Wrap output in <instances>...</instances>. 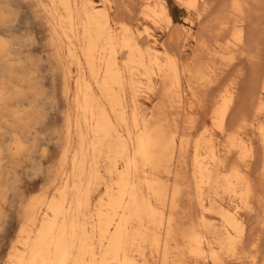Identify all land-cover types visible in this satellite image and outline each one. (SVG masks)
I'll return each mask as SVG.
<instances>
[{"label": "bare ground", "instance_id": "1", "mask_svg": "<svg viewBox=\"0 0 264 264\" xmlns=\"http://www.w3.org/2000/svg\"><path fill=\"white\" fill-rule=\"evenodd\" d=\"M24 1L26 2L24 4L31 5L32 9H29H31L33 13L32 16L34 17V20L35 18H37L39 20V24L43 26L42 28H44V30L46 31L45 37L48 39V42L46 43L53 49V51L49 53V55L47 53V57H43L42 55L40 56L41 59L39 60L41 65H45L46 62V65L50 66L49 69H51V73H54L55 76L61 78L59 79L58 77H56V79L62 80V84L58 86L59 88L60 86L62 87L61 89H63V95L65 96V100H63L65 101L66 110L64 112V122L61 121L64 123V126L63 124H61L62 127H64V130L62 129L64 136L60 142V145L58 144L60 148V152H57V154H60L59 162H57V159V161L55 160L58 163V167L54 175L55 179L53 180L55 181V183L57 181L56 188L54 192L44 191L38 196L32 197L29 204L26 203L27 201L24 202L26 204L22 203L21 206L17 204L22 209L20 210L18 206V210H20L21 212L23 211V218L21 219L22 223L20 227L18 225L19 232L17 233V238L15 239L14 244L11 246L10 251L8 252L7 259L4 258L6 259V261L2 263L201 264L200 262L204 260L203 263L205 264V259L208 258L211 260L212 264H223V255L236 256L239 253V250L242 248V246H240V243L243 244L244 237L245 235H247V228H245V223L238 211L240 203L246 205V207L250 209V211L253 207L255 208V210L257 209L255 205L252 204L253 197L256 198V201H253L254 204L255 202H257L258 205L260 203L257 197H255V183L253 184L248 175L247 167L249 165L246 164V160L247 156L249 155H251L252 158V154H259V157L261 154L257 153L259 151L257 147L255 149L258 151L254 149L256 145H254L253 147L250 141H247L243 139V137H241V130L244 129L246 125L245 119H243V122L240 121L242 119L238 120L240 122H234L233 118H231L233 119V121L231 120L233 123L229 121L232 114H234L233 116L238 114L237 111L236 114L234 112L232 113L233 109H235L234 103H236L235 99L237 96L236 83L230 82L226 85V87L222 86V84L226 82H224V78L226 77L225 76L223 78L224 83L221 82V86L225 89L222 88L223 91L221 96L218 95L220 96V98L217 99L216 102L215 100H213L215 104H213L214 106L212 110L208 109V111H203V114H205L204 112H208L207 114H205L206 117L211 116L212 114L211 121H213V126H215L221 132V134L226 136V140H224L227 142L224 143L225 141L223 140L224 142L222 143V141L220 140L218 145L224 144V147L220 145L222 146V149L218 150L217 146L213 142L212 137L202 138L201 136H198V133L200 134L201 132L196 131L197 133L195 132V134H197L199 138L195 139V137H197L195 135L194 139L191 140L192 137L190 136V134L192 133L189 130H193L195 126H198L195 125L196 118L194 119V117H192L194 116L193 114H190L192 116L188 121L189 126L186 127L187 129L185 128L186 130L183 129L184 131L179 127V117L181 114H177V116H179V119L175 117H172V119L171 117H169L171 111L169 112V116L166 114V108L173 107L176 109V105H174V103H176L177 101L174 100V97L179 98V101L177 103L178 106L183 108V111L184 109L185 111L187 109V102H185V98L182 97L183 90L181 84L182 75L184 73L189 76L188 80L185 77L186 81H189L190 79H193V81L195 80L197 82L204 81V83L206 80L209 81V77H205L207 76L205 75L206 68L208 69L209 66L205 65L207 64L205 62L204 64L199 63L201 60L200 56L203 53L201 55L197 54L198 56L200 55L199 57H197V59L200 58V60H198L199 62L195 60V63L198 62L197 66L193 65V69H190L189 67H187V69L183 68L180 64V59L175 52L178 45L176 44L177 46L173 47L172 51L174 53L169 52L167 48L164 50L158 48L157 37L153 32H151L150 27L145 25L144 29H140L137 27L134 28L127 22H125L126 20L128 21L127 17L130 14L125 13L126 15L128 14L125 21L124 17L120 16V18L123 17L121 18L123 21H117L119 24L118 27H115V14L112 16L111 8L113 6H111V0H0V136L7 135V138L12 141V145L15 146V150L13 153L22 154L23 152L28 150V147H26L25 145L28 142L27 140L31 139L30 137L29 139H26L28 137V110H24V108L21 107L24 105L28 106V99H30L32 95L38 98L39 93L33 91L31 92V95L28 92V88L32 89L31 86H33V83L31 81L33 79H37L36 76L33 75L34 73L31 71V69L33 67V71L36 69L35 66L37 65L38 61L36 58H33V56H31L32 54H29L24 59V57L21 56V54L24 53L20 50V47L28 48V46L32 44L35 46H39L41 42H39V44L35 43L37 38L34 34V36H30L28 38V31L24 33L20 32L18 24L16 23V12H14V10L18 8V10L21 9L19 6L16 7V9H14L15 7L13 8L15 3L16 5L17 3L18 5H22ZM155 1L156 0H154V2ZM206 1L205 4L207 5L208 2ZM245 1L246 0H244V2ZM158 2H160V0ZM244 2L243 0H232L231 2L232 12H234L232 18H234L235 16V18L233 19V21L235 20V22L232 23V19L230 18L231 16L228 17L225 15V19H231L229 22H231L232 24L229 25H231L232 27L233 25H235L236 28V25L238 23H240L241 25H246V23H248L245 21L244 17L245 7L247 6L244 4ZM186 3L196 10H198L202 5L204 6V3L201 5L200 0H186ZM220 3H222L221 5H225L223 4V1L221 2V0ZM153 4H150L149 0H143L142 4H140L142 13H144L145 16L152 19L156 23H158V20L165 18L167 22H169V24H172L173 20L168 13L166 2L163 0L156 5ZM221 5L220 7H222ZM207 7L209 6L207 5ZM216 7H219V5ZM115 8L119 10L118 7ZM246 8L248 9V7ZM220 9L222 10L224 8ZM130 11L129 13H131ZM134 11L135 9H133L132 13ZM199 11L201 12L200 9ZM204 11L206 10H203V13ZM246 12L245 14H247L249 11L247 13ZM203 13L199 14L203 15ZM228 13L230 14V12ZM22 14H24L23 11ZM133 14L135 16L138 15L137 13ZM255 15H257V13ZM132 16L133 15H131V19ZM28 17L29 16L27 12V21H29ZM117 18L119 17L117 16ZM29 19L32 18L30 17ZM133 19V21H135V17ZM204 19L207 18L204 17L203 20ZM255 19L257 18L255 17ZM209 20L210 19H208V21ZM226 22L227 21L223 23L225 24ZM31 23H33L34 25L35 21L33 22L31 20ZM223 23H220L221 26H223ZM262 23H264V20L261 19V24ZM256 24L254 25L256 26ZM249 25L251 28V24ZM201 26L203 27L204 25ZM214 26L217 27V25ZM29 27L30 28L28 29H31L32 27L34 28V26L31 27V25H29ZM208 27L210 26H207V28L205 29H209ZM242 27H239L240 29L239 31L237 30L238 32L235 35L239 37L240 41H242ZM177 28L180 31V28ZM212 28V30L215 29L213 26ZM228 28H230V26H228ZM201 29L202 28L200 27V30ZM175 30L174 32H176ZM227 30L223 31L222 29L223 33L229 32ZM182 31H184V27ZM202 31H204V29ZM202 31H200V33L202 34L206 32V30L204 32ZM214 31L217 32V30ZM170 32H172V30ZM170 32L168 33V35L170 34ZM208 32L207 34H205L208 35L210 33ZM220 33L221 35H223L222 32ZM30 34L31 33H29V35ZM226 34L224 33V36ZM177 35L179 34L177 33ZM209 35V37H212L211 34ZM196 36L197 35H195V37ZM216 36H218V34ZM219 36L218 38L224 40L225 37L222 38L223 36ZM169 38L165 40L168 42ZM184 38L188 37L184 36ZM261 38L263 41L264 36ZM203 39L207 40L208 38H205L203 36ZM246 40L247 37L245 41ZM183 41L184 39L182 40V42ZM213 41L215 42V39ZM251 43H249L248 45H250ZM164 45L163 47H167V45L170 46V43L168 42L167 45ZM171 45H173V43H171ZM243 49L246 48L243 46ZM213 51H216V49ZM249 51H251L252 53V50ZM216 53L213 52V56H215L214 54ZM223 53H225V50ZM260 53H262V50ZM238 57L240 59L241 56L238 55ZM192 58L194 59L193 56ZM21 61H28V64L23 65L21 64ZM193 61L194 60L191 61V64ZM17 62H19L18 65H16ZM206 62L210 64L213 63L209 61ZM218 64L220 65V62ZM258 64L261 63L259 62ZM29 66L32 68L29 69ZM47 66L45 67L48 69ZM215 66L216 65L214 64V67ZM38 68H40V66ZM211 69H213V67ZM221 69L223 70L224 68L221 67ZM223 71H226V69ZM229 72L233 73L231 71ZM250 73L252 74V71ZM47 74L49 76V73ZM238 74L236 76H238ZM212 75L215 76L214 74ZM219 75L220 74L217 73L216 76L220 79ZM155 77L160 78V84H162V88H160L162 89L161 93L163 92L166 101L161 105V107H158L159 109L155 106L158 110V112L157 110H155L157 113L152 112L151 115L148 116L141 110L140 100L138 97L139 94L144 90L152 91L155 89ZM217 77H215V79H217ZM212 78L213 77H211L210 80H212ZM228 79L231 78L228 77L227 80ZM260 79H258V81H261V85L258 86H261L260 89L262 92H264V72L260 76ZM244 81H246L245 78ZM248 81L250 80L248 79L246 82ZM16 82H19L22 89L16 87ZM187 83L189 84V82ZM206 83L207 87L206 84L204 85L206 89L208 91L210 89L213 90L212 86L215 85L212 84L211 86H209V83ZM160 84L158 85L160 86ZM158 85L157 87H159ZM54 86L57 85L55 84ZM194 86H197L196 88H198L199 85ZM208 86L210 89H208ZM239 87H241L242 90V82L241 86ZM216 88L218 89L219 87L215 86L214 90ZM249 89L251 90L252 88L249 87ZM198 91L203 92L202 90ZM56 92H58L59 96L61 95L59 94V91ZM161 93L159 95H161ZM204 93L205 92H203V94ZM196 94L199 95L198 97L196 96L197 98L203 96L202 93L201 96L200 94H198V92H196ZM209 94L211 95V93ZM258 95L256 99L254 98V101L251 97L252 101L254 102L253 107L255 112L249 105L252 108L250 110L254 112H252L254 114L253 118H257L259 114L261 115V113L264 112V96L262 94ZM62 97L60 98L62 99ZM53 98L55 97L53 96ZM60 98L58 97V100ZM202 98H200L201 101L198 103V105L201 104L202 101H206L202 100ZM238 98L240 97H237V99ZM241 98H243V96ZM245 100L242 99V101ZM206 103L208 104V102H202V106ZM210 104L212 106V102ZM206 105H204V107L202 108H200L199 106L200 109L198 110H205ZM208 105L206 107V110L208 108ZM52 108H54L53 105ZM210 110L212 111V113L209 114ZM175 111L176 110H174V112ZM242 111L240 110L242 114H238V117L244 116L245 111ZM174 112L172 113L174 114ZM29 113L34 116L35 120H37L38 118H42V116L37 114V112L34 110ZM252 113L248 114L252 116ZM188 114L185 113V117ZM245 116H247L246 118L250 117L246 113ZM236 117H234L235 120L238 119ZM201 119L197 123L202 124ZM249 119L250 118L246 119V121ZM187 120L188 118L184 121ZM203 122L205 121L203 120ZM184 125L185 124H183V126ZM203 126V133L206 135L210 132V125L208 123H203L202 127ZM3 129H6L7 132H1V130ZM38 130L36 131L40 133V129ZM200 130L201 129H199L198 131ZM50 134H52L51 137L54 138V134L49 133L48 135L50 136ZM59 135L55 139L61 137ZM253 135L255 136L256 133ZM261 137L260 140H264V129L262 128ZM47 139L49 140V138ZM4 143V139L0 141V159H3L7 151L12 150L11 146L6 147L4 146ZM34 143L35 142L33 141V144ZM48 143L51 145L50 141H48ZM43 144L44 143H42V145ZM262 144H264L263 141L260 145ZM46 145H43V148ZM260 145L259 147H261ZM220 146H218V148ZM39 149L37 150L39 151ZM260 150V152H262V149ZM188 152L191 153L190 156H187ZM45 155L44 157L47 156ZM258 156H255V158H259ZM4 158L7 159L6 157ZM21 158L17 159L21 160ZM32 158L33 156L31 157V159ZM252 159V161L257 160L254 159V157ZM30 160L29 162L31 163V161L33 160ZM252 166L253 165L251 162L250 167ZM184 169L187 171H184ZM252 169H254V167H252ZM6 170L7 168L3 167L0 164V176H4L6 173H10L11 175L12 170ZM183 172L189 173L184 174ZM48 173L50 174L49 171ZM12 174H14V172ZM51 174L53 175V173ZM12 177H10L9 179H11ZM44 181L46 180L44 179ZM261 182H263V180ZM9 185L5 184V186H8L6 187L7 189L9 188ZM2 186L5 187L4 184ZM53 186L55 185H52V187ZM42 187L41 189L44 188ZM0 189L2 190V188ZM219 189H222L230 196L236 197V199L239 200V203H236L235 206H232L230 204L225 205L220 202L218 200V195H220ZM9 190L13 191L10 188ZM9 193L11 194V192ZM2 195L0 196L2 197ZM182 195H190V199H188L189 197H186L188 201H196V204L201 210V214H199V216H194L196 214L195 210L198 209H192L195 214L193 212V216H190L189 212L191 210V207L189 208V206H187L188 209H185V206V208L182 207V202L184 200L183 198V200L181 201V198L183 197ZM206 197L208 199L209 205L205 202ZM259 200L261 201L260 196ZM8 202L10 203V201ZM185 202L186 201H184V203ZM257 204L256 206L258 207ZM196 207L194 206L193 208ZM207 211L215 212L219 216L221 226L215 225L210 221L209 217H207L205 213ZM181 213H184V215L180 216ZM6 216L7 215H5V217ZM185 217L187 218L186 221H184ZM261 225L263 226L264 223ZM248 228V239H250V235L252 236V232L250 234V225ZM252 240L253 239L247 240L248 243L245 242L247 243L245 244L247 248L249 246L248 244H251L248 250L252 248V243H249ZM257 243L258 242H256V245ZM245 249L246 248L244 247V250ZM244 250L243 252H245ZM250 250L253 251V249ZM250 250L248 252H250ZM254 255L255 253L253 254V257L251 255L250 257L249 255H247L251 264L254 262ZM260 257L261 256H259V258ZM241 259H243V257ZM245 260L246 259L239 261L241 264H243ZM229 261L230 260H228V264ZM231 262H233V260Z\"/></svg>", "mask_w": 264, "mask_h": 264}, {"label": "rangeland", "instance_id": "2", "mask_svg": "<svg viewBox=\"0 0 264 264\" xmlns=\"http://www.w3.org/2000/svg\"><path fill=\"white\" fill-rule=\"evenodd\" d=\"M29 1V0H28ZM96 1H99V0H96ZM117 0H111V6H113L112 8H111V13H112V16L114 15V18H115V23H114V26L115 27H118V22L117 21H123L121 18H123L124 17V21L126 20V16H128V14H130L129 16H130V19H129V16L127 17L128 18V21L130 22L131 20V24L126 20L125 22H127L129 25H131L132 27H134V28H140V29H144L145 28V25H147L148 27H150L151 28V32H153L155 35H156V37H157V46H158V48H161V49H166L167 48V50L169 51V52H171V53H174L172 50H173V47L174 46H177V49L175 50V52H176V55H178V57H179V59H180V64H181V66L183 67V68H185V69H187V67H189L190 69H193L194 68V66L196 65L197 66V63L199 62L198 60H200V58H201V60H200V62L199 63H202V64H204V62L205 63H207V64H205V65H208L209 66V68L207 69L206 68V72H205V75H207V76H205V77H209L208 79H209V81H205V83H204V81H193V79L191 80H189V81H186V78H187V80H188V75H186L185 73L182 75V97L183 98H185L184 99V101L185 102H187V109H186V111H185V109H184V111H183V108H181L180 106H178V101H179V98L178 97H174V100L175 101H177L176 103H174V105H176V109L175 108H173V107H168V108H166V114L169 116V112H170V116L169 117H175V118H178L179 116H177V114L179 115V114H181L180 115V121H179V127H180V129L181 130H186L187 128V126H189V124H188V121H189V119L191 118V116L192 115H190V114H193L194 116H192V117H194V119H195V125H198L197 127L195 126L194 127V129L192 130V129H190L189 131H191V133L193 134H190V136L192 137L191 138V140H193L194 139V137H195V135L197 136V134H195V132L197 131V132H201L200 134L198 133V136H201L202 138H204V137H207V138H213V142L215 143V145L217 146V149L218 150H220V149H222L221 147L224 145H222V144H220V145H222V146H220V145H218L219 144V141L221 140L222 141V143L226 140L225 138H226V136H224L223 134H221V132L215 127V126H213V121H211L212 120V114H211V116H205V114H207L208 112H204L205 114H203V111H208V109H213V104H215V102H216V100L217 99H219L220 98V96H221V94H222V91H223V89H225L224 87H226V85L228 84V83H236V90H237V92H236V103H234V107H235V109H233V111H232V113L234 112L235 114H236V111H237V113L238 114H242L241 112H240V110L242 111V110H244V111H242V112H244V116L243 117H238L237 115L238 114H236L235 116H233L234 114H232V116L230 117V122H232L233 121V119H234V122H236V121H238V120H240V119H242V120H240V121H242L243 122V119H245V122H246V125H245V127H244V129H242L241 130V137H243V139H245V140H247V141H250V143H252V145H253V147H254V145H256L255 147H254V149L257 147V149L259 150H256V151H258L257 153H261L260 154V157L258 156L259 154H257V155H254V154H252V158L254 157V159H257V160H254V161H252L253 159L251 158V155H249V156H247V160H246V164H248L249 166L248 167H250V165H251V162H252V167H254V169H255V171H254V169H252V167H250V168H248L247 167V170H248V175H249V177H250V179H251V181L253 182V184H254V186H255V197H257V199H258V201L260 202H258L259 203V205L257 204V202H255V204L253 203V201H256V198H254L253 197V201H252V204L253 205H255V207L257 208L256 210H255V208L253 207L252 209H251V211H250V209H248L247 207H246V205H244L243 203H240V207H239V209H238V211H239V213H240V215H241V217H242V220L244 221V223H245V228H247V235H245V237H244V240H243V244L242 243H240V246H242V248L239 250V253L236 255V256H228V255H223V264H228V260H230L229 261V264L231 263V264H239L240 263V261L239 260H243V259H246L244 262L243 261H241V262H243V264H251V262H249L250 260H249V257H250V255L253 257V254L255 253V257H254V262L252 263V264H264L263 262V260H264V225L262 226L261 224H263L264 223V210H263V207H264V201H263V199H264V144H262V145H260L261 143H262V141H263V143H264V140L263 139H261L260 140V137H261V128L262 129H264L263 127H264V112H262L261 113V115L259 116H257V118L255 117V118H253L254 117V112H255V110H254V107H253V104H254V98L256 99V97H257V95L258 94H262L263 96H264V92H262L261 91V89H260V87L258 86V85H261V79H260V76L263 74V72H264V53H263V51H264V38H263V41H262V38L261 37H263L264 36V23H262L261 24V19L262 20H264V0H249V1H245L244 2V0H243V2H244V4L245 5H247L246 7H248V9L245 7V11H244V17H245V21L246 22H248V23H246V25L244 24V25H241L240 23H238L237 25H236V28H235V25H233V27L231 26V25H229V24H232L233 22H235V20L233 21V19L235 18V16H234V18H232L233 16L232 15H234V12H232V5H231V2H232V0H221V2L223 1V4H225V5H221L222 3H220V0H200V3H201V5L204 3V6L202 5L199 9L201 10V12L199 11V9L198 10H196V9H194V8H192V7H190L187 3H186V0H164L165 2H166V5H167V8H168V13H169V15L172 17V20H173V25L172 24H169V22H167V20L164 18H162V19H160V20H158V23H156V22H154L152 19H150V18H148L147 16H145V14L144 13H142V8L140 7V4H142V2H143V0H119V1H117ZM139 1V2H138ZM142 1V2H141ZM159 1V0H158ZM157 0L154 2V0H149V3L150 4H153V5H156V4H158V3H160V2H162L161 0H160V2H158ZM205 1L206 2H208L207 3V5L209 6V7H207V5L205 4ZM216 1V2H215ZM260 1V2H259ZM141 2V3H140ZM210 2V3H209ZM249 2V3H248ZM24 3H26L25 1L23 2V4L22 5H18V3H17V5H16V3H15V5H14V3H13V8L14 9H16V7H20V9L21 10H18V9H16V10H14V12H16L15 14V16H16V23L18 24V28L20 29V32L21 33H24V32H27L28 31V38L31 36H34V35H36V42L35 43H38L39 44V42H41L40 43V45L39 46H35V45H30V46H28V48H26V47H20V50L21 51H23V53L24 54H21V56L22 57H24V59L30 54H32L31 56H33V58H36L37 59V61H38V63H37V65L35 66L36 67V69L33 71L32 69L34 68H32V67H30L29 66V69L30 68H32L31 69V71L34 73L33 75L34 76H36V80H32L31 82L33 83V86H31L32 87V89L31 88H28V92L32 95V93L31 92H33V91H36V92H39L38 93V98H36V97H34L33 95H32V97L30 98V99H28V106H26V105H24V106H22L21 108H24V110H28V137L26 138V139H29V137L31 138V139H29V140H27L26 142H27V144H25L26 145V147H28V150L27 151H25V152H23L22 154H20V153H13L14 152V150H15V146L14 145H12V141H10L7 137V135L5 136V135H2V136H0V141H2L3 139L5 140V143H4V146H11L12 147V150L11 151H7L6 153L10 156H8L6 153H5V156L4 157H6L7 159H5L4 157H3V159H0V164L3 166V167H6L7 168V170H9L10 169V171L12 170V173L14 172V174H12L11 173V175L13 176H11L10 175V173H6L4 176H0V188H2V190L0 189V195H2V197L0 196V264H3L2 262H4V261H6V259H7V257H8V252L10 251V248H11V246L14 244V242H15V239L17 238V233L19 232V227L21 226V223H22V218H23V211L21 212L20 210H22L21 209V204L22 203H24V202H26V203H30V201H31V199H32V197H35V196H38L40 193H42V192H44V191H49V192H54V190H55V188H56V183H57V181H56V183H55V181H53L54 179H55V173H56V169H57V167H58V163L57 162H59V159H60V154H57V152L59 153L60 151V148H59V145H60V142H61V140H62V138H63V136H64V133H63V130H64V127H62V125L61 124H63V126H64V112H65V110H66V105H65V96L63 95V89H61L62 87L60 86V88H59V86L58 85H61L62 84V80H58V79H56V77H58V76H55V74L54 73H51V69H49L50 68V66H47L46 64V62H45V65H41V63H40V60L39 59H41V57L40 56H42L43 55V57H47V53H48V55H49V53H51L52 51H53V49H52V47L51 46H49V45H47V43L46 42H48L47 40V38L45 37L46 36V31L44 30V28H42L43 26H41L40 24H39V20L37 19V18H35V20H34V17L32 16L33 15V13H32V11H31V5L30 4H24ZM115 3V4H114ZM117 3V4H116ZM118 3H120V4H118ZM140 3V4H139ZM168 3V4H167ZM216 3H218V4H216ZM260 3V4H259ZM176 4H178V5H176ZM249 4H253V5H249ZM117 5V6H116ZM205 5H206V8H205ZM219 5V7H216V6H218ZM220 5L222 6V7H220ZM259 7H257V6ZM120 6V7H119ZM142 6V5H141ZM189 6V7H188ZM226 6V7H225ZM115 7H118L119 8V10L117 9V8H115ZM124 7V8H123ZM139 7V8H138ZM143 7V6H142ZM257 8V9H255V8ZM29 8H31V9H29ZM138 8V9H137ZM203 8V9H202ZM215 8V9H214ZM220 8H224V9H220ZM251 8V9H250ZM133 9H135V11L133 12V13H137L136 15L137 16H135L133 13H132V11H133ZM211 9V10H210ZM212 9H213V11H212ZM217 9H219V10H217ZM27 10V11H26ZM29 10V11H28ZM117 10V11H116ZM129 10H132V11H130L131 13H129V11L127 12V11ZM203 10H206V11H204V13H205V15H204V13H203ZM221 10V11H220ZM229 10V11H228ZM22 11H23V13L24 14H22ZM26 11V12H25ZM138 11V12H137ZM139 11H140V14H139ZM192 11V12H191ZM211 11V12H210ZM215 11H217V12H215ZM220 11V12H219ZM248 13H247V12ZM257 11V12H256ZM27 12H28V20L29 21H27V18H26V15H27ZM123 12V13H122ZM207 12V13H206ZM209 12V13H208ZM213 12V13H212ZM228 12H230V14L228 13ZM245 12L247 13V14H245ZM22 15H21V14ZM125 13H128L127 15L125 14ZM199 13H203V15H204V17H206L207 19H204L203 20V15L201 14H199ZM232 13V14H231ZM249 13H251V14H249ZM257 13V15H255ZM120 14V15H119ZM260 14V15H259ZM19 15H21V16H19ZM24 15V16H23ZM120 18V16H123V17H121L120 19L119 18H117V16ZM131 15H133L132 16V19H131ZM212 15V16H211ZM225 15L226 16H228V17H230L231 19H232V23L231 22H229L231 19H225ZM116 16V17H115ZM21 17H22V19H21ZM32 18V19H29V18ZM135 17V21H133L134 18ZM210 17V18H209ZM213 19H212V18ZM248 17V18H247ZM252 17V18H251ZM255 17L257 18V19H255ZM260 19H259V18ZM250 18V19H249ZM19 19V20H18ZM117 19H119V20H117ZM208 19H210L209 21H208ZM252 19V20H251ZM255 19V20H254ZM259 19V20H258ZM31 20L34 22L35 21V23H34V25H33V23H31ZM165 20V21H164ZM202 20V21H201ZM257 20V21H256ZM225 21H227L225 24L223 23V22H225ZM255 21H256V23H255ZM117 22V23H116ZM200 22V23H199ZM223 23L222 25L223 26H221V24L220 23ZM229 22V23H228ZM218 23V24H217ZM227 23H228V26H230V28H228V26H227ZM27 24H28V26H27ZM117 24V25H116ZM200 24V25H199ZM209 24V25H208ZM213 24V25H212ZM249 24H251V28H250V25ZM254 24H256V26L254 25ZM29 25H31V27L32 26H34V28L32 27L31 29H28V28H30L29 27ZM39 25V26H38ZM170 25H172V26H170ZM176 27H175V26ZM201 25H204L203 27L201 26ZM214 25H217V27L216 26H214ZM259 25H261V26H259ZM36 26V27H35ZM184 27V31H182L183 30V27ZM202 28L201 30H200V27ZM207 26H210V27H208L209 29H205V28H207ZM212 26L215 28L214 30H217V32H215L214 30H212L213 28H212ZM227 26V27H226ZM245 27V28H243V27ZM254 26V27H253ZM259 26V27H258ZM263 26V27H262ZM42 29H41V28ZM170 27H171V29H170ZM177 27H179L180 28V31H179V29L177 28ZM182 27V28H181ZM222 27V28H221ZM239 27H242V41H240L239 40V37L238 36H235L236 35V33L239 31ZM253 27V28H252ZM255 27H257V28H255ZM263 29H262V28ZM36 28V29H35ZM168 28V29H167ZM221 28V29H220ZM229 29V30H227V29ZM255 28V29H254ZM28 29V30H27ZM175 29H177V30H175ZM185 29H186V31H185ZM204 29V31L206 30V32H204V31H202ZM222 29H223V31H225V30H227V31H229V32H224L225 34L226 33H228V34H226L225 36H224V33H223V31H222ZM225 29V30H224ZM232 29H235V30H232ZM252 31H251V30ZM257 29V30H256ZM263 31H262V30ZM172 30V32H170V31ZM174 30L176 31V32H174ZM199 31V33H198V31ZM210 32H208V31ZM212 32H211V31ZM238 30V31H237ZM260 32H259V31ZM179 31V32H178ZM200 31H202V32H204V34L206 33L207 34V32L209 33V34H211L212 35V37H213V39H212V37H209L210 35L208 34V35H204V34H202V33H200ZM214 31V32H213ZM231 31V32H230ZM170 32V34L168 35V33ZM220 32H222V34L223 35H221V33ZM245 32V33H244ZM246 32H249V33H246ZM253 33V34H251V33ZM29 33H31L30 35H29ZM175 33V34H174ZM177 33L180 35H177ZM187 33V34H186ZM199 35H198V34ZM212 33H214V34H212ZM220 33V34H219ZM231 33V34H230ZM263 35H262V34ZM34 34V35H33ZM44 34V35H43ZM203 35L205 38H208L207 40L209 41H207V40H205V39H203V36H201V35ZM218 34V36L220 35V36H223L222 38H224V40L222 39L221 40V38H218V36H216V35ZM195 35H197L196 37H195ZM248 35V36H247ZM261 35V36H260ZM167 36H169V37H167ZM183 36V37H182ZM184 36L185 37H188V38H184ZM201 36V37H200ZM207 36V37H206ZM219 36V37H220ZM226 36H227V38H226ZM172 37V38H171ZM175 37V38H174ZM178 39H177V38ZM179 37H180V44H179ZM200 37V38H199ZM214 37H217V38H214ZM246 37H247V40L245 41V39H246ZM258 37H260V38H258ZM167 38H169L168 40V42L170 43V46L169 45H167L168 44V42L165 40V39H167ZM198 39V40H196V39ZM202 38V39H201ZM248 38H249V40H248ZM253 38V39H252ZM45 40V41H41V40ZM176 39V40H175ZM184 39V43L182 42V40ZM201 39V40H200ZM215 39V42L213 41ZM218 41H217V40ZM164 40H165V42H164ZM172 40H173V42H172ZM200 40V41H199ZM203 40H204V42H203ZM212 40V41H211ZM251 40V41H250ZM263 43H262V42ZM43 42V43H42ZM166 42H167V44H166ZM199 42V43H198ZM207 42V43H206ZM242 42V43H241ZM252 42V43H251ZM47 45V47H49V48H47L46 47V45ZM164 43H165V45H167V47H163V45H164ZM171 43H173V45H171ZM249 43H251L250 45H248ZM38 44H36V45H38ZM163 44V45H162ZM177 44V45H176ZM198 46H197V45ZM210 44V45H209ZM228 46H227V45ZM231 44V45H230ZM246 44H247V46H246ZM262 44H263V46H262ZM164 45V46H165ZM180 45H181V47H180ZM201 45H202V47H201ZM207 45V46H206ZM240 45H243L246 49H243V46H240ZM35 47V48H33V47ZM43 46H44V48H43ZM182 46H184V47H182ZM196 46V47H195ZM231 46V47H230ZM239 46H240V49H239ZM262 46V47H261ZM30 47V48H29ZM40 49H39V48ZM46 47V48H45ZM197 47H198V49L200 50H198L197 49ZM200 47V48H199ZM223 47V48H222ZM32 48V49H31ZM43 48V49H42ZM176 48V47H175ZM184 48V49H183ZM202 48V49H201ZM214 48V49H213ZM220 48H221V50H220ZM227 48V49H226ZM248 48V49H247ZM263 48V49H262ZM215 50L216 49V51H213V50ZM225 50V53H223L224 52V50ZM237 49V50H236ZM217 52L216 54H214L215 56H213V52ZM226 50H228V51H226ZM239 50V51H238ZM249 50H252V53H251V51H249ZM261 50H262V53H260L261 52ZM203 51V52H202ZM212 53H211V52ZM232 51H234V52H232ZM235 51H236V53H235ZM180 54H179V53ZM193 52H195V53H193ZM198 52V53H197ZM255 52V53H254ZM35 53V54H34ZM203 53V54H202ZM221 53V54H220ZM223 53V54H222ZM38 54V55H37ZM44 54H46V55H44ZM197 54H202L201 56L202 57H205V58H202L200 55V58H198L197 59V57H199ZM209 54V55H208ZM224 54H227V55H224ZM251 54V55H250ZM261 54V55H260ZM208 57H207V56ZM216 55H218V56H216ZM238 55L239 56H241L240 57V59H239V57H238ZM258 57H257V56ZM40 58H39V57ZM192 56L194 57V59L192 58ZM213 56V57H212ZM221 56H222V58H221ZM215 57V58H214ZM225 57V58H224ZM263 57V58H262ZM208 58V59H207ZM35 59V60H36ZM214 59V60H213ZM216 59V60H215ZM249 59V60H248ZM261 59V60H260ZM192 60H194L193 62H192V64H191V61ZM195 60H197L198 62L197 63H195L196 61ZM202 60H204V61H202ZM212 60V61H211ZM245 60V61H244ZM252 60V61H251ZM260 60V61H259ZM202 61V62H201ZM206 61H209V62H213V63H208V62H206ZM221 61H223V62H221ZM24 62V63H23ZM21 61V64H23V65H25V64H28V61ZM26 62V63H25ZM220 62V65L218 64ZM240 62V63H239ZM256 62V63H255ZM261 63V64H258V63ZM224 63V64H223ZM239 63V64H238ZM251 63V64H250ZM253 63V64H252ZM19 64V62H17L16 63V65H18ZM214 64L216 65L215 67H217V68H215L214 67ZM225 64H227V65H225ZM229 64V65H228ZM230 64H231V66H230ZM247 64H248V66H247ZM49 65V64H48ZM194 65V66H193ZM204 65V66H205ZM211 65V66H210ZM40 66V68H38V67ZM45 66H47L48 67V69L45 67ZM191 66V67H190ZM192 66H193V68H192ZM227 66V67H226ZM240 66V67H239ZM263 66V67H262ZM15 67V66H14ZM44 67V68H43ZM213 67V69H211ZM220 67V68H219ZM221 67L222 68H224L223 70H225L226 69V71H223L222 69H221ZM226 67V68H225ZM235 67V68H234ZM237 67H238V69H237ZM245 67V68H244ZM42 69H44V70H42ZM218 69H220V70H218ZM233 69V70H232ZM216 70V71H215ZM221 70H222V72H221ZM240 70H242V71H240ZM40 71V72H39ZM43 71V72H42ZM209 71V72H208ZM229 71H231V72H233V73H230ZM245 71V72H244ZM252 71V74L250 73ZM259 73H258V72ZM208 72V73H207ZM211 72V73H210ZM225 72H226V74H225ZM240 72V73H239ZM247 72V73H246ZM250 74H249V73ZM256 72H257V74H259V75H257L256 74ZM47 73H49V76H48V74ZM217 73H219L220 75V79L216 76L217 75ZM222 73V74H221ZM239 73V74H238ZM255 73V74H254ZM212 74H214L215 76H213ZM232 74V75H231ZM238 74V76H236ZM246 74V75H245ZM254 74V75H253ZM47 75V76H46ZM186 75V76H185ZM211 75V76H210ZM223 75V76H222ZM52 76V77H51ZM55 78H54V77ZM222 76V77H221ZM226 76V77H225ZM233 76V77H232ZM243 77V79H242V77ZM245 76V77H244ZM247 76V77H246ZM249 76H250V78H249ZM254 76V77H253ZM49 77V78H48ZM186 77V78H185ZM211 77H213L212 78V80L214 79V80H217V81H212V80H210V78ZM215 77H217V79H215ZM225 77V78H224ZM231 78V79H228L227 80V78ZM59 79H61L60 77H58ZM223 78H224V82H223ZM234 78V79H233ZM244 78H245V80L247 81L248 79L250 80V81H248V82H246V81H244ZM45 81H44V80ZM253 79V80H252ZM258 79H260L259 81H258ZM41 80V81H40ZM49 80H50V82H49ZM58 80V81H57ZM241 80V81H240ZM53 81V82H52ZM57 83H56V82ZM192 81H193V83H192ZM212 81V82H211ZM233 81H235V82H233ZM258 82V83H256V82ZM40 82V83H39ZM160 78H157V77H155V85H156V87H155V89L154 90H144V91H142L140 94H139V100H140V107H141V110L146 114V115H151V113L153 112V113H157L158 112V110H157V108L158 107H161V105L163 104V103H165V101H166V98H164L165 96L163 95V92L161 93V90L162 89H160V88H162V84H160ZM187 82H189V84L187 83ZM206 82H208L209 84V86H211L212 84L213 85H215L216 87H219L218 89L216 88L215 90H216V92H215V90H214V88H215V86H212L211 88L213 89V90H211L210 88H209V86H208V89H210L209 91L206 89V87H207V83ZM220 82V83H219ZM224 83V84H222V83ZM240 82V83H239ZM241 82H242V90H241V87H239V86H241ZM250 82V83H249ZM251 82H252V84H251ZM255 82V83H254ZM37 83V84H36ZM46 83V84H45ZM51 83H54V84H51ZM195 83V84H194ZM196 83H198V84H196ZM215 83V84H214ZM218 83V84H217ZM240 85H239V84ZM245 83H246V85H245ZM57 85V86H54V85ZM158 84H160V86L158 85ZM192 84H193V86H192ZM206 84V87L204 86ZM217 84V85H216ZM221 84H222V86H224V87H222L221 86ZM255 84V85H254ZM16 87L17 88H21L22 89V87H21V85L19 84V82H16ZM157 85L159 86V87H157ZM194 85H199L198 86V88H196ZM245 85V86H244ZM248 85H250V86H248ZM252 85V86H251ZM253 85H254V87H253ZM53 86V87H52ZM192 86V87H191ZM55 87V88H54ZM56 87H58V88H56ZM201 87V88H200ZM205 87V88H204ZM249 87L250 88H252L251 90L249 89ZM259 87V88H258ZM45 88V89H44ZM159 88V89H158ZM193 88V89H192ZM223 88V89H222ZM245 88V89H244ZM247 88V89H246ZM254 88H255V90H254ZM257 88H258V90H257ZM48 89H49V91H50V93H49V91H48ZM61 89V90H60ZM158 90H159V92H158ZM198 90H202L203 92H205L204 94H203V92H199ZM248 92H247V91ZM253 90V91H252ZM48 91V92H47ZM55 93H54V92ZM56 91H59V94H61L60 96L58 95V92H56ZM62 91V92H61ZM213 91H214V93H216V94H214L213 93ZM217 91H218V93H217ZM252 91V92H251ZM52 92V93H51ZM61 92V93H60ZM194 94H193V93ZM196 92H198V94H200V96L203 94V98L202 97H199V98H197L199 95H197L196 94ZM221 92V93H220ZM247 92V93H246ZM257 92H258V94H257ZM261 92V93H260ZM57 93V94H56ZM161 93V95H159ZM202 93V94H201ZM209 93H211V95L209 94ZM54 94V95H53ZM72 94V93H71ZM193 94V95H192ZM205 94H207V95H205ZM213 94V95H212ZM245 94V95H244ZM248 94V95H247ZM56 95V96H55ZM58 95V96H57ZM218 95H220V96H218ZM241 95V96H240ZM256 95V96H255ZM53 96L55 97V98H53ZM64 98H63V97ZM163 96V97H162ZM190 96V97H189ZM197 96V97H196ZM205 96V97H204ZM217 96H218V98H217ZM243 96V98H241ZM250 96V97H249ZM255 96V97H254ZM259 96V95H258ZM58 97L60 98V97H62V99L60 98L59 100H58ZM162 97V98H161ZM237 97H240V98H238L237 99ZM253 98V101H252V98ZM161 98V99H160ZM187 98V99H186ZM200 98H202V100H206V101H202V102H208V108H207V110H206V107H207V105L206 104H203V106H202V102H201V104H199L198 105V103L201 101L200 100ZM207 98H208V101H207ZM64 99V100H63ZM195 99V100H194ZM199 99V100H198ZM241 101H240V100ZM242 99L243 100H245V99H247V100H245V101H242ZM54 102H52V101ZM213 100H215V102L213 101ZM38 101V102H37ZM58 101H60V102H58ZM212 102V106H211V102ZM48 102V103H47ZM210 102V103H209ZM241 102V103H240ZM251 103V104H249V103ZM51 103H52V105H53V107L54 108H52V105H51ZM59 103V104H58ZM157 103V104H156ZM244 103H246V104H244ZM241 104H242V106H241ZM247 104H248V107H247ZM35 107H33V106ZM55 105H57V106H55ZM60 105V106H59ZM62 105H63V107H62ZM197 105H198V107H197ZM204 105H206L205 106V110L203 109H201V111H199L198 109H200V108H202V107H204ZM236 105H238V106H236ZM253 108H251L250 106ZM50 106V107H49ZM157 108H156V107ZM191 106H193V107H191ZM199 106H200V108H199ZM175 107V106H174ZM191 107V108H190ZM212 107V108H211ZM238 107H239V109H238ZM244 107V108H243ZM246 107V108H245ZM58 108V109H57ZM64 110H63V109ZM189 108V109H188ZM195 108H196V110H195ZM238 110H237V109ZM15 109V108H14ZM159 109V108H158ZM168 109V110H167ZM193 111H192V110ZM247 111H246V110ZM250 109H252V110H250ZM32 110H34V111H36L37 112V114H39L40 116H42V118L40 119V118H38L37 120H35V118H34V116L32 115V114H30L29 112H31ZM52 110H54V111H52ZM60 110V111H59ZM155 110H157V112L155 111ZM174 110H176L175 112H174ZM209 111V114L210 113H212V111ZM235 110V111H234ZM155 111V112H154ZM182 111H183V114H182ZM197 111V112H196ZM46 112V113H45ZM172 112H174V114H175V116H174V114L172 113ZM188 112H189V114H188ZM202 112V113H201ZM253 112V113H252ZM172 113V114H171ZM185 113L186 114H188V115H186V117H185ZM195 113V114H194ZM198 113V114H197ZM245 113L248 115V116H250V117H248V118H250L249 120H247L246 121V119H248V118H246L247 116H245ZM253 114L252 116L251 115H249V114ZM208 114V115H209ZM60 115V116H59ZM183 115V116H182ZM190 115V116H189ZM197 115V116H196ZM199 115H200V118H199ZM237 116V117H236ZM205 117V118H204ZM234 117H236V118H238L237 120H235V118ZM50 118V119H49ZM183 118V119H182ZM188 118V120L187 121H184V120H186ZM202 118V119H201ZM231 118H233V119H231ZM252 118V119H251ZM62 119V120H61ZM173 119V118H172ZM177 119V120H178ZM200 119H201V121H202V124L203 123H208L209 125H210V132L208 133V134H204L203 133V130H204V126L202 127V124L201 123H197V122H199L200 121ZM49 120V121H48ZM203 120L205 121V122H203ZM232 120V121H231ZM251 120V121H250ZM256 120V121H255ZM58 121V122H57ZM61 121H63V122H61ZM240 121H238V122H240ZM183 122V123H182ZM187 122V123H186ZM248 122V123H247ZM43 123V124H42ZM45 123H46V125H45ZM58 123H60V124H58ZM197 123V124H196ZM233 123V122H232ZM54 124H56V125H54ZM58 124V125H57ZM170 124H173V123H170ZM183 124H185L184 126H183ZM244 124V123H243ZM252 124H254V125H252ZM5 125V124H4ZM34 125H35V127H34ZM40 125V126H39ZM42 125H44V126H42ZM180 125H182V126H180ZM252 125V126H251ZM6 126H8V125H6ZM30 126V127H29ZM47 126V127H46ZM54 126H56V127H54ZM5 127V126H4ZM35 129H34V128ZM42 127H43V129H42ZM62 127V128H61ZM198 127H200V128H198ZM37 128V129H36ZM46 128V129H45ZM54 128V129H53ZM186 128V129H185ZM216 128V129H215ZM38 129H40V133L38 132L39 130ZM45 129V130H44ZM53 129V130H52ZM63 129V130H62ZM199 129H201L200 131H198ZM36 130H38V131H36ZM49 130V131H48ZM183 130V131H184ZM213 130V131H212ZM256 130H257V132H256ZM7 132V130L6 129H3V130H1V132ZM33 131V132H32ZM194 131V132H193ZM260 131V132H259ZM37 132H38V134H37ZM42 132H44V133H42ZM46 132V133H45ZM196 132V133H197ZM33 133V134H32ZM49 133H53L54 134V138H52L51 136H52V134H50V136L48 135ZM57 133V134H56ZM256 133V135L254 136L253 134H255ZM37 134V135H36ZM47 134V135H46ZM60 134V135H59ZM257 134H260V135H257ZM38 135H39V137H38ZM42 135V136H41ZM45 135V136H44ZM61 136V137H59L58 139H55V138H57V136ZM203 135V136H202ZM35 136V137H34ZM41 136V137H40ZM48 136V137H47ZM56 136V137H55ZM195 137V139L196 138H199V137ZM254 136V137H253ZM6 137V138H5ZM36 137H38V138H36ZM45 137H47V138H49V140L47 139V138H45ZM255 138V139H254ZM258 138V139H257ZM262 138V137H261ZM39 139V140H38ZM44 139H45V141H44ZM225 139V140H224ZM254 139V140H253ZM8 140V141H7ZM224 140V141H223ZM33 141L35 142L34 144H33ZM48 141H50V143H51V145L48 143ZM52 141V142H51ZM56 141V142H55ZM59 141V142H58ZM41 144H40V143ZM227 141H225L224 143H226ZM42 143H44L43 145H46V146H44V148H43V145H42ZM29 144V145H28ZM39 144V145H38ZM50 146H49V145ZM56 144V145H55ZM59 144V145H58ZM261 146V147H259V145ZM33 145H34V147H33ZM42 145V146H41ZM218 146H220L219 148H218ZM40 149H39V148ZM48 147V148H47ZM51 147V148H50ZM55 147V148H54ZM59 149H58V148ZM224 147V146H223ZM30 148V149H29ZM37 149H39V151L37 150ZM54 151H53V150ZM260 149H262V152H260L261 150ZM35 150V151H34ZM51 150V151H50ZM58 150V151H57ZM254 150V151H255ZM38 151V152H37ZM255 151V152H256ZM32 152V153H31ZM190 152H191V150H190ZM190 152H188V154H187V156H190L191 155V153ZM221 152H222V150H221ZM31 153V154H30ZM37 153V154H36ZM254 153V152H253ZM11 154V155H10ZM27 154V155H26ZM49 157H47L46 155ZM25 155V156H24ZM44 155L46 156V157H44ZM58 155V156H57ZM30 156V157H29ZM33 156V158L31 159V157ZM53 156V157H52ZM255 156H258L259 158H255ZM22 157V158H21ZM24 157V158H23ZM27 159H26V158ZM234 157H235V155H234ZM20 159L21 158V160H18V159ZM55 158V159H54ZM33 160V161H31V160ZM58 161H57V160ZM234 159V158H233ZM236 159V158H235ZM29 160L31 161V163L29 162ZM35 160V161H34ZM57 162H56V161ZM262 160V161H261ZM4 161V162H3ZM9 162V163H7V162ZM18 161V162H17ZM261 161V162H260ZM41 162V163H40ZM19 163V164H18ZM40 165H39V164ZM54 163H55V165H54ZM57 163V164H56ZM39 166V167H38ZM256 167V168H255ZM6 170V171H7ZM47 170V171H46ZM54 170H55V172H54ZM21 171V172H20ZM42 171V172H41ZM48 171L50 172V174L48 173ZM184 171H187V170H185L184 169ZM254 171V172H253ZM46 173H48V174H46ZM51 173H53V175L51 174ZM184 174L185 173H189V172H183ZM250 173H251V175H250ZM259 173V174H258ZM253 174V175H252ZM52 175V176H51ZM188 175V174H187ZM259 175V176H258ZM45 176H46V178H45ZM49 176H50V178H49ZM6 177V178H5ZM10 177H12L11 179H9ZM5 178V179H4ZM9 179V180H8ZM20 179V180H19ZM44 179L46 180V181H44ZM4 180V181H3ZM263 180V182H261ZM10 181V182H9ZM55 183H53V182ZM256 181V182H255ZM44 183H46V184H43ZM52 183V184H51ZM4 184V186H5V184L6 185H9V188L10 189H12L13 191H10L9 190V188L7 189L6 187H8V186H5V187H3L2 185ZM49 184V185H48ZM42 185H43V187H42ZM52 185H55V186H53L52 187ZM41 187L43 188V189H41ZM50 187H52V188H50ZM263 187V188H262ZM14 188H16V189H14ZM262 188V189H261ZM9 190V191H8ZM256 190H258V191H256ZM19 191V192H18ZM38 191V192H37ZM219 191H220V195H218L219 197H218V200L220 201V202H222L223 204H225V205H227V204H230V205H232V206H235L236 205V203H239V200H237L236 199V197H234V196H230L229 194H227V193H225L222 189H219ZM9 192H11V194L9 193ZM13 192H15V193H13ZM20 192H21V194H20ZM30 192H31V194H30ZM36 192V193H35ZM5 193V194H4ZM14 194V195H13ZM18 194V195H17ZM20 194V195H19ZM22 195V196H21ZM15 196H16V198H15ZM18 196V197H17ZM25 196V197H24ZM183 196V195H182ZM190 196V195H189ZM189 196H183L182 198H181V201L183 200V198H184V200H183V202H182V207H184L185 209H188L187 208V206H189V208L191 207V210H190V216H193L192 214H193V212L194 211H192V209L194 210V209H198V210H195V212H196V214H195V212H194V216L195 217H197V216H199V214H201V210L199 209V207H198V205L196 204V201L195 202H193V200H192V202L194 203V206L196 207V205H197V207L196 208H193L194 206H193V203L191 202V200H189L188 201V199H190V197ZM259 196H260V199H261V201L259 200ZM5 197V198H4ZM23 197V198H22ZM188 199H187V198ZM233 197V198H232ZM6 198H7V200H6ZM22 198V199H21ZM25 198V199H24ZM9 199V200H8ZM24 199V200H23ZM27 199V200H26ZM255 199V200H254ZM14 200V201H13ZM22 200H23V202H22ZM8 201H10V203L8 202ZM16 201V202H15ZM21 201V202H20ZM184 201H186V202H189V203H184ZM191 202V203H190ZM206 204H208L209 205V202H208V199H207V197H206ZM26 203H24V204H26ZM183 203H184V205H183ZM7 204H9V205H7ZM17 204H19V205H17ZM191 204V205H190ZM196 204V205H195ZM256 204L258 205V207L256 206ZM260 204H261V206H260ZM12 205V206H11ZM16 205H17V207H16ZM18 206H19V208H20V210H18L19 208H18ZM193 206V207H192ZM260 206V207H259ZM260 210H259V209ZM3 210V211H2ZM255 210V211H254ZM258 210H259V212H258ZM191 211H192V213H191ZM2 212H5V213H2ZM198 212V213H197ZM7 213V214H6ZM206 213V215H207V217H209V219H210V221L212 222V223H214L215 225H218V226H221V222H220V220H219V216L215 213V212H209V211H207V212H205ZM4 214V215H3ZM10 214V215H9ZM251 214V215H250ZM260 214V215H259ZM5 215H7L6 217H5ZM181 215H184V213H181L180 214V216ZM22 216V217H21ZM252 216V217H251ZM253 218V219H252ZM256 218V219H255ZM258 218V219H257ZM186 217L184 218V221H186ZM213 220V221H212ZM259 220H261V221H259ZM183 221V220H182ZM19 222V223H18ZM260 222V223H259ZM18 223V224H17ZM247 223H249V224H247ZM256 224V225H255ZM258 224V225H257ZM18 225H19V227H18ZM248 225V226H247ZM249 225H250V234H251V232H252V236L250 235V239H253L251 242H249V243H252V248H250V249H253V251L252 250H250V252H248L249 250H248V248H249V246L251 245V244H248L247 246H248V248L246 247V245L245 244H247L248 243V241L247 240H250V239H248L249 238V234H248V230H249ZM257 228H256V227ZM262 226V227H261ZM255 229H256V231H255ZM262 229V230H261ZM252 230V231H251ZM258 230V231H257ZM246 231H245V234H246ZM260 233V234H259ZM253 234H255V235H253ZM261 235V236H260ZM257 236V237H256ZM263 238V239H262ZM245 239H246V241H245ZM259 239V240H258ZM258 242L259 243V241H260V243L258 244L257 243V245H256V242ZM245 242H247V243H245ZM254 242H255V244H254ZM12 243V244H11ZM242 244V245H241ZM247 249V251H246V249L244 250V247ZM256 246V247H255ZM9 247V248H8ZM254 247V248H253ZM259 249V250H256V249ZM245 251V252H243V250ZM256 251H255V250ZM255 251V252H254ZM257 251H259V252H257ZM7 252V253H6ZM247 253V254H246ZM250 253V254H249ZM256 253H258V254H256ZM7 254V255H6ZM247 255H249V257L247 256ZM257 255V256H256ZM225 256V257H224ZM259 256H261L260 258H259ZM231 257V258H230ZM236 257V258H235ZM243 257V259H241V258ZM251 257V258H252ZM4 258H6V259H4ZM230 258V259H229ZM235 259V261H234V259ZM248 258V259H247ZM250 258V259H251ZM257 258V259H256ZM261 258H262V260H261ZM233 260V262H231ZM248 260V261H247ZM204 261V260H203ZM203 261H201L200 263L201 264H204L203 263ZM208 261V262H207ZM257 261H259V262H257ZM208 263H210V264H212V262H211V260L210 259H205V264H208ZM241 264V263H240Z\"/></svg>", "mask_w": 264, "mask_h": 264}]
</instances>
